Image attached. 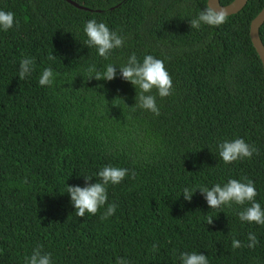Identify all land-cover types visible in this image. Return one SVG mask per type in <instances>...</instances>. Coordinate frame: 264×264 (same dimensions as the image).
<instances>
[{"label": "trees", "instance_id": "obj_1", "mask_svg": "<svg viewBox=\"0 0 264 264\" xmlns=\"http://www.w3.org/2000/svg\"><path fill=\"white\" fill-rule=\"evenodd\" d=\"M74 1L87 8L0 0L15 19L0 30V264H25L37 245L52 264H180L181 252H201L209 264H264V225L238 216L249 205L209 209L198 188L247 178L264 209V67L250 37L264 0L199 29L190 20L208 0ZM93 18L124 37L107 59L85 43ZM132 53L162 59L172 77L173 94L157 96L159 116L137 107L139 89L121 78ZM22 58L35 62L24 80ZM107 64L116 67L113 80L89 74ZM49 67L53 84L40 86ZM236 138L258 154L225 164L217 145ZM105 165L130 173L107 187L114 214L101 219L106 204L77 216L67 185L83 187L84 176L97 182ZM185 187L197 188L191 201ZM249 232L256 246L233 249V238L246 245Z\"/></svg>", "mask_w": 264, "mask_h": 264}, {"label": "clouds", "instance_id": "obj_2", "mask_svg": "<svg viewBox=\"0 0 264 264\" xmlns=\"http://www.w3.org/2000/svg\"><path fill=\"white\" fill-rule=\"evenodd\" d=\"M228 13L224 9H216L211 5L190 20L191 28L199 29L201 25L212 27L220 26L227 22ZM15 23L14 13L0 10V30L7 32ZM84 33L87 37L85 43L90 47H95L97 54L107 59L110 53L117 48L124 46V37L117 32L110 30L104 22H98L95 18L88 20L84 25ZM49 59H54L50 56ZM34 59L22 58L20 61L19 78L24 80L34 70ZM89 74L94 73L96 80L111 81L116 75V67L107 64L103 71H97L95 66L88 69ZM56 73L49 68H45L38 80L40 86L48 87L53 84ZM121 78L130 82L139 89L136 100L137 107L151 112L154 116L160 115V108L157 104V96L164 99L173 94L172 77L167 71L164 61L151 54L143 57L142 62L138 60L135 53L128 57V62L120 67ZM153 89L156 94L153 95ZM218 156L225 164H231L238 160L250 159L254 154H258L255 145H250L243 138L218 143ZM129 169L114 165H105L97 173V182H89L91 176H84L85 185H67L66 192L70 196L77 216L84 217L85 214L95 215L101 207L107 204L101 219H107L113 215L117 207L116 203L108 204L107 187L109 185L120 184L125 177L129 176ZM135 175V173H131ZM246 181V182H245ZM199 190L205 195L209 209H222L235 205H249L238 212L241 222L264 225V209L255 200L258 195L254 182L244 178L243 180L230 178L221 185L216 183L211 187L201 186ZM197 190L185 187L182 190L184 200L191 201L193 193ZM65 192V191H64ZM63 193V192H62ZM214 216H207V224L213 223ZM248 243L242 244L240 240L233 238L232 248L241 247L254 248L258 243L255 233L247 234ZM157 244L152 245V251H158ZM180 264H209L208 258L203 253L181 252L179 254ZM25 264H52L51 253L45 252L41 245L33 248L30 256L25 257ZM116 264H129L123 257L117 259Z\"/></svg>", "mask_w": 264, "mask_h": 264}, {"label": "water", "instance_id": "obj_3", "mask_svg": "<svg viewBox=\"0 0 264 264\" xmlns=\"http://www.w3.org/2000/svg\"><path fill=\"white\" fill-rule=\"evenodd\" d=\"M66 1H68L69 3H71L76 7L84 8V9L87 8L85 6L80 5L78 2L74 0H66ZM247 2L248 0H234L229 5H222L220 3V0H208V6L211 5L213 8L216 9L222 8L228 13V15H232L242 10L243 7L247 4ZM263 24H264V7L259 12V14L252 20L250 24V37L257 53L260 56V59L264 67V43L260 37V28Z\"/></svg>", "mask_w": 264, "mask_h": 264}]
</instances>
